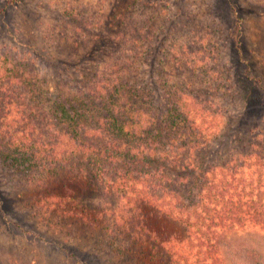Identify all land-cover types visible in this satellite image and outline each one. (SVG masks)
Masks as SVG:
<instances>
[{"label": "trees", "instance_id": "1", "mask_svg": "<svg viewBox=\"0 0 264 264\" xmlns=\"http://www.w3.org/2000/svg\"><path fill=\"white\" fill-rule=\"evenodd\" d=\"M140 7L120 17L121 56L66 87L0 51V163L39 186L65 240L91 239L113 264H264V130L215 150L233 109L220 49L197 27L162 44L156 103L140 73L164 20Z\"/></svg>", "mask_w": 264, "mask_h": 264}, {"label": "rangeland", "instance_id": "2", "mask_svg": "<svg viewBox=\"0 0 264 264\" xmlns=\"http://www.w3.org/2000/svg\"><path fill=\"white\" fill-rule=\"evenodd\" d=\"M128 1L0 0V51L28 59L53 87H66L68 77L94 61L112 63L121 56L128 20L123 25L120 17ZM134 2L150 5L140 7L149 14L156 8L164 20L160 40L140 73L156 103L164 101L157 75L162 44H169L185 25L197 27L220 49L215 70L218 77L228 79L230 96L225 104L233 109L222 120L215 150L226 151L237 140L246 143L264 130V0ZM15 178L0 163V264H113L91 239L65 240L66 234L51 224L52 215L38 210L39 186Z\"/></svg>", "mask_w": 264, "mask_h": 264}]
</instances>
